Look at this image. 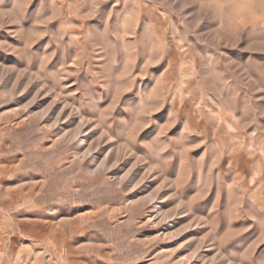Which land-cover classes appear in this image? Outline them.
Segmentation results:
<instances>
[{"label":"rangeland","instance_id":"374dc122","mask_svg":"<svg viewBox=\"0 0 264 264\" xmlns=\"http://www.w3.org/2000/svg\"><path fill=\"white\" fill-rule=\"evenodd\" d=\"M0 264H264V0H0Z\"/></svg>","mask_w":264,"mask_h":264}]
</instances>
